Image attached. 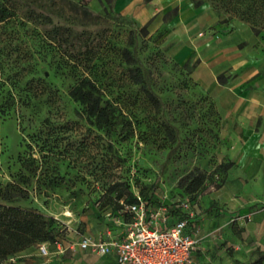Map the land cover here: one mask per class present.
<instances>
[{
    "label": "rangeland",
    "instance_id": "obj_1",
    "mask_svg": "<svg viewBox=\"0 0 264 264\" xmlns=\"http://www.w3.org/2000/svg\"><path fill=\"white\" fill-rule=\"evenodd\" d=\"M71 1L84 3L97 19L69 23L66 11L64 17L51 14L52 24L98 41L107 55L93 64L103 71L72 69V63L59 60L43 34L51 25L21 18L0 24V204L51 219L47 258L57 256L58 243L64 248L84 237H107L106 230L123 232L128 216L105 194L109 186L128 185L146 208L166 206L172 220L185 215L180 207L185 196L194 202L214 187L222 176L216 166L226 161L219 153L214 102L192 80V65L167 54L173 11L152 30L149 22L138 24L133 13L115 11V0ZM24 10L18 7L19 16ZM115 47L131 52L157 108L139 85L124 82L126 64L113 53ZM257 48L264 50V43ZM199 173L204 185L187 193L181 183H191ZM121 201L126 203V195ZM47 258L19 252L4 264H43Z\"/></svg>",
    "mask_w": 264,
    "mask_h": 264
},
{
    "label": "crops",
    "instance_id": "obj_2",
    "mask_svg": "<svg viewBox=\"0 0 264 264\" xmlns=\"http://www.w3.org/2000/svg\"><path fill=\"white\" fill-rule=\"evenodd\" d=\"M143 1L147 5L136 9V3ZM114 10L133 13L138 24L149 22L152 30L173 11L167 54L192 65V80L212 99L218 113L220 157L232 166L219 187L208 186L185 211L186 231L196 241L191 264H264V50L257 48L264 43V33L235 19L219 24L229 15L200 0H115ZM106 233L98 239L123 235ZM77 244H64L63 253L48 258L32 245L20 254L42 255L47 258L43 264L117 261L114 252L100 256Z\"/></svg>",
    "mask_w": 264,
    "mask_h": 264
},
{
    "label": "trees",
    "instance_id": "obj_3",
    "mask_svg": "<svg viewBox=\"0 0 264 264\" xmlns=\"http://www.w3.org/2000/svg\"><path fill=\"white\" fill-rule=\"evenodd\" d=\"M22 1L23 3H20ZM108 3L111 0H106ZM215 8L223 10L229 17L223 22L237 19L250 25L256 33H264V0H208ZM18 7H24L23 14L19 16ZM68 11L70 16L65 19L69 23L77 22L85 25L97 19L86 8L84 3L73 2L71 0H0V24L13 21L15 18L24 19L35 26H49L45 28L43 34L46 40L51 42V46L59 54V60L70 65L72 69L82 68L84 71L96 69L103 71L101 67H96L94 62H104L107 51L101 50V44L93 39L86 32L77 33L69 26L52 24L51 14L64 17ZM85 35H87L85 37ZM84 37V38H83ZM113 53L126 67L122 68V74L125 75L126 84L139 85L140 90L144 93L147 103L157 108L159 102L155 94L146 87L141 72L137 66L136 60L132 57L131 52L124 47H115ZM186 65V64H185ZM219 82H223V76L217 77ZM117 78L113 79L116 82ZM232 166L230 161L220 163L216 166L221 179L215 183L217 188L223 181V174ZM191 175L184 177V180ZM205 175L199 173L192 179V182L181 186L187 193L197 191L204 185ZM119 184L115 183L109 186L105 194L111 197L117 208H122L121 200L126 195V203L132 204L137 201L133 196L128 185L119 190ZM184 199H190L185 196ZM124 203V202H123ZM182 208V207H181ZM183 209V208H182ZM185 212V210L183 209ZM169 215L171 213L169 212ZM128 219H129V215ZM184 219L185 215L178 216L176 219ZM128 221V220H127ZM172 220L171 222H173ZM51 219L43 214L24 210L20 207L0 204V264H4L8 258L23 251L35 243H48L52 239ZM254 262L253 264H257Z\"/></svg>",
    "mask_w": 264,
    "mask_h": 264
},
{
    "label": "built area",
    "instance_id": "obj_4",
    "mask_svg": "<svg viewBox=\"0 0 264 264\" xmlns=\"http://www.w3.org/2000/svg\"><path fill=\"white\" fill-rule=\"evenodd\" d=\"M135 197L132 204L121 201V210L129 215L121 238L105 241L84 237L77 245L100 256L114 252L115 264H191L196 241L186 231L188 219L171 222L166 206L151 210L138 195ZM189 206L188 199L181 200L185 211ZM58 244L55 253H63L65 249ZM38 250L45 257L51 254L46 242L38 244Z\"/></svg>",
    "mask_w": 264,
    "mask_h": 264
}]
</instances>
